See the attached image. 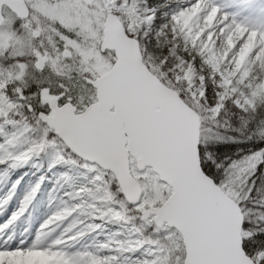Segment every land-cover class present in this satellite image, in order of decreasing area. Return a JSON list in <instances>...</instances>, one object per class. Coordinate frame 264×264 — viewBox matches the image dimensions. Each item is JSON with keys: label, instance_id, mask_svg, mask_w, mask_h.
Returning <instances> with one entry per match:
<instances>
[{"label": "snow or ice", "instance_id": "6c2138e0", "mask_svg": "<svg viewBox=\"0 0 264 264\" xmlns=\"http://www.w3.org/2000/svg\"><path fill=\"white\" fill-rule=\"evenodd\" d=\"M37 157L94 202L6 232L41 176L0 264H264V0H0V171Z\"/></svg>", "mask_w": 264, "mask_h": 264}, {"label": "rangeland", "instance_id": "374dc122", "mask_svg": "<svg viewBox=\"0 0 264 264\" xmlns=\"http://www.w3.org/2000/svg\"><path fill=\"white\" fill-rule=\"evenodd\" d=\"M47 164L49 170H43L41 174L27 179L25 181L26 186H32L41 176L44 179L41 181L40 190L36 194H41L40 198L33 197L32 202L28 204L27 208L22 212V214L13 222V224L8 226L6 232L13 233L16 237L20 239L27 240L29 238V233L34 234L39 223L43 221L52 212L58 209L71 205L76 202H82V205L86 208L87 204L93 203L91 197L87 195L86 192H81L76 195L77 188H87L90 186V177L84 173L83 169H76L71 172V176L74 180L67 179L62 173L66 171L65 168L57 165L49 167V161L47 158H34L30 163L24 164L30 165L36 170H42L43 166ZM9 183L7 179L3 178L0 174V208L5 202L4 197L11 193V206L8 208L5 216L0 218V223L8 219L13 211H16L21 206V201L25 194L28 192L25 188H21ZM45 197V198H44ZM74 220H81L82 227L88 228L90 223H98L100 227L89 229L85 237L81 238L77 243L83 246H94L100 242L116 240L123 238V229L117 224L110 223L103 219H97L92 221L87 215V211H80L73 213L65 224L72 222ZM63 227V225L61 226ZM81 225H78V229ZM50 257L39 252L27 253L24 256H18L16 258V264H49Z\"/></svg>", "mask_w": 264, "mask_h": 264}, {"label": "trees", "instance_id": "16d2710c", "mask_svg": "<svg viewBox=\"0 0 264 264\" xmlns=\"http://www.w3.org/2000/svg\"><path fill=\"white\" fill-rule=\"evenodd\" d=\"M3 168V165H0V169ZM49 170L47 165H44L43 169L41 171H37L35 169L32 168H28V167H20V168H16L14 170L11 171V173H8L6 171H0L3 173L4 177L8 180H11L12 182H15V180L17 179V174L20 175V183L18 185H22L23 181L26 178H29V174L31 173L32 175L30 176V178L32 176L38 175L40 174L43 170ZM41 196V194H39ZM5 208L3 207L2 209V214H5L6 210H4Z\"/></svg>", "mask_w": 264, "mask_h": 264}]
</instances>
